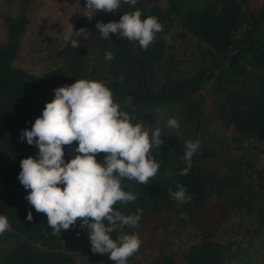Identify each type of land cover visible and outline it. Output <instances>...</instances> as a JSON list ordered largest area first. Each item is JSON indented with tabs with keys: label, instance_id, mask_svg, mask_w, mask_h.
Returning <instances> with one entry per match:
<instances>
[{
	"label": "trees",
	"instance_id": "trees-1",
	"mask_svg": "<svg viewBox=\"0 0 264 264\" xmlns=\"http://www.w3.org/2000/svg\"><path fill=\"white\" fill-rule=\"evenodd\" d=\"M248 1L137 0L134 6L122 3L115 14L98 11L91 20L75 13L74 31L83 27L90 36L77 38L79 49L65 40L55 46L56 64L40 74L13 64L24 14L5 18V42L0 44V215L8 218L11 231L0 234V264H114L107 255L91 251L90 230L79 221L52 235L46 216L28 204V191L18 180L21 159L38 152L20 139L22 131L31 130L44 105L54 99V89L80 79L105 84L120 110L134 117L133 124L161 129L162 145L151 149L160 163L157 174L146 185L122 179V190L136 199L114 205L124 215L142 210L137 227L111 233L114 240L121 234L139 235L140 249L127 264H142L141 259L145 264H251L250 246L264 230V169L254 165L255 150L244 157L252 145L248 142L244 149L240 141L264 138V0ZM136 10L142 20L155 16L163 25L147 50L115 34L100 38L97 21L118 22L122 14ZM175 24L180 31L171 39L190 36L196 42V66L187 76L174 74L179 61L166 52L164 35ZM109 51L112 60L105 59ZM161 109L173 110L180 125H191L193 137L203 130L204 136L209 134L203 119L218 123L232 132V146L243 151L220 156L201 144L188 174L179 175L186 167L185 144L152 120ZM77 146H64L65 162L74 158ZM105 155L98 154L97 162L102 164ZM178 183L186 187L191 203L168 195L178 190ZM29 211L31 222L26 219ZM188 229L197 236L193 243L179 251L165 247V235L179 237Z\"/></svg>",
	"mask_w": 264,
	"mask_h": 264
},
{
	"label": "clouds",
	"instance_id": "clouds-1",
	"mask_svg": "<svg viewBox=\"0 0 264 264\" xmlns=\"http://www.w3.org/2000/svg\"><path fill=\"white\" fill-rule=\"evenodd\" d=\"M122 3L134 6L137 0H85L83 8L76 0L74 7L83 10L84 17L91 20L98 11L115 14ZM141 15L139 10L126 12L118 22L97 21L95 28L101 39H110L111 33L147 50L156 34L163 31V25L155 16L142 20ZM89 36L87 29L74 31L68 23L64 40L79 49L77 38ZM113 58L112 52L105 53L106 60ZM53 91L54 99L44 105L31 130H23L20 136L38 149L35 157L20 161L18 180L28 191L25 199L36 213L46 216L52 235H61L62 230L79 221L82 228L90 230L88 239L93 253L107 255L114 264H127L140 249L139 235L121 234L114 240L111 233L118 229L122 232L125 226L137 227L142 210L137 208L136 214L124 215L114 205L136 199L133 193L122 190V179L146 185L157 174L160 163L151 155V149L153 145H162L161 129L152 131L144 123L133 124L134 117L120 110L113 93L102 82L80 79ZM167 124L173 129L180 127L174 118H169ZM73 142L78 144L74 149L77 154L65 162L64 146ZM199 147L198 141H185L186 167L179 175L188 174ZM101 153L106 154L102 164L96 159ZM177 189L168 195L178 203H191L186 187L178 183ZM26 219L33 220L31 211ZM6 231H11V225L6 216L0 215V234Z\"/></svg>",
	"mask_w": 264,
	"mask_h": 264
},
{
	"label": "rangeland",
	"instance_id": "rangeland-1",
	"mask_svg": "<svg viewBox=\"0 0 264 264\" xmlns=\"http://www.w3.org/2000/svg\"><path fill=\"white\" fill-rule=\"evenodd\" d=\"M261 0H249L250 3H258ZM76 0H0V44L5 42V18H13L18 14H24L26 24L19 36V50L13 64L23 67L24 69L34 74H40L47 68L56 64V60L52 55L55 46L62 43L64 34L67 31L68 23L71 24L75 13L85 15L84 11L74 7ZM79 6H85V0H79ZM180 28L175 24L164 36L167 39V51L172 54V57L177 59L178 65L175 67L174 74L179 76L190 75L195 66L196 42L190 36H184L183 39L170 37L178 34ZM171 41L169 43L168 41ZM94 68L99 65L91 61ZM204 97L207 96V88L204 86L201 89ZM207 99L203 100V108L207 113ZM169 118H174L178 121L175 112L170 109H161L154 112L152 120L161 124L169 133L177 136L181 142L185 141L199 142L212 146L220 156L231 157L240 154L242 149H235L230 138L232 132L225 130L216 122H208L203 119L208 135L204 136V130L198 131L196 137L191 136L192 126L186 125L178 129L168 127L167 121ZM179 122V121H178ZM248 142L251 143L249 151L244 152V157H249V152L256 151V159L253 160L254 165L264 169V138L258 141L242 140L240 145L246 149ZM185 230L179 237L174 235H165L164 239L166 248L172 250H182L187 245L193 243L197 239L195 233ZM164 238V235L162 236ZM253 257L251 264H263L264 261V230L258 235L250 246ZM85 250V249H84ZM148 251L145 250L144 254ZM79 255V254H77ZM76 255V256H77ZM142 264L145 260L141 259ZM230 264V263H227ZM241 264V263H233Z\"/></svg>",
	"mask_w": 264,
	"mask_h": 264
}]
</instances>
